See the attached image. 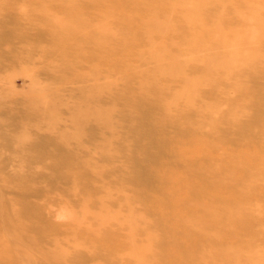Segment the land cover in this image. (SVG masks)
I'll return each mask as SVG.
<instances>
[{
	"label": "rangeland",
	"instance_id": "rangeland-1",
	"mask_svg": "<svg viewBox=\"0 0 264 264\" xmlns=\"http://www.w3.org/2000/svg\"><path fill=\"white\" fill-rule=\"evenodd\" d=\"M24 2L32 11L29 20L16 9ZM76 4L92 30L105 19L98 10L115 16L104 34L115 45L89 39L66 49L70 54L61 62L73 69L52 88L54 96L64 97L52 99L54 116L0 113L4 122L28 123L31 134L45 122L55 130L17 144L11 138L16 129L0 125V264H134L139 257L128 253L126 227L110 222L99 228L92 218L96 213H116L119 221L128 213L135 218L142 264H264V0H203L194 22L218 29L206 36L208 47L184 52L168 44L184 42L183 13L167 9L173 29L150 41L164 44L165 55L187 61L186 76L202 81L192 101L184 105V98L176 99L168 116L153 90L143 93L151 68L140 61L145 43L138 21L146 15L140 1ZM56 5L0 0V45L32 47L34 54L43 48L54 60L58 47L40 25L46 20L42 9L61 13ZM10 51L0 50V77L10 73L14 92L23 95L30 83L11 71L15 55ZM206 55L218 57L220 65L201 63ZM236 67L239 73L228 78L239 80L232 90L219 75ZM204 68L214 75L206 77L209 82ZM34 73L42 86H51L46 71ZM173 73L149 82L161 89L166 85L159 93L166 99L183 83ZM105 83L109 86L92 98L81 97L92 85ZM90 104L98 109H88V116L101 112L108 123H70L75 106L81 111ZM209 110L217 113L218 123ZM232 111L237 115L230 119ZM76 129L80 135L73 138ZM101 136L98 155L92 146Z\"/></svg>",
	"mask_w": 264,
	"mask_h": 264
},
{
	"label": "bare ground",
	"instance_id": "bare-ground-1",
	"mask_svg": "<svg viewBox=\"0 0 264 264\" xmlns=\"http://www.w3.org/2000/svg\"><path fill=\"white\" fill-rule=\"evenodd\" d=\"M33 3L42 2V3H52L54 5L60 4L61 13L55 14V12H49L46 9H42V16L43 18H46L45 22H43L40 27L45 31V35L50 39L52 44L55 47H58L56 52L54 53V60H49L50 56L44 53L43 51L46 49L39 48L38 54L32 53V47H5L0 45V50H8L12 51L15 55L14 59V67L12 68V72L15 71L17 76H20L22 78H26L30 85L28 86V89L25 91V94L21 95L20 93L14 92V88L12 87V79L9 81L10 73L7 72L4 73V76L0 77V113L5 115H14L12 113L18 112L20 110L25 112H30V115L32 117L38 116V117H44L45 115L47 117L54 116L55 110L51 107V101L54 97L52 94V88L57 82H62V80H59L63 77V75L66 72H69L73 69V65H70L68 62H61L63 57L68 56L70 53L66 52V49H71L74 44L79 45H85L89 40L96 42L97 44L107 43L108 44H114L115 39L110 40L106 37H104V34L106 31H108L107 26H109L107 23L108 19L114 20L115 16L109 12L108 9L106 10H98L99 14H105V19L103 18L102 21H100L99 27H97L96 30H92L89 28V25L87 24L86 17L83 13L81 15L78 13L80 11L79 7H82L81 4H76L79 0H31ZM84 0H82L83 2ZM96 3H100L105 0H93ZM140 4L142 5L141 8H143L144 12H146V15L144 16L145 19H139V24L142 29V35L145 44H142V47H144L141 51H139L140 54V61L142 62L144 67H150L151 71L149 74V77L145 78V81H148V85L144 89L143 93H146L148 96V92L150 90H153L154 93H156L157 98V105L163 112V115L168 116L169 110L171 107L175 105V100L178 98H184V105L190 103L192 101V98L194 97V92L198 87H200V84H202V81L197 79V77L189 78L184 73L185 66L187 64V61L181 62L174 58L173 55H165L164 53V44L158 45L155 43H152L150 41L151 37L153 35H163L164 33L170 31L173 29L172 26L168 23V8L173 10L175 8H179L180 11L183 13V16L181 17V21L184 24L183 28V44L179 46L178 44L173 43L172 41H168V44L170 46L175 47L178 51L184 52L183 50L186 49H192L195 47H208L210 44L209 40H207L206 36L214 32L218 28L216 25H211L209 28L203 23V22H194L196 14L199 13L203 0H187L184 4H177L178 0H139ZM216 2H224V0H214ZM9 2V1H7ZM13 3V1L11 2ZM77 5H80L79 7ZM57 6V5H56ZM98 9V7H96ZM16 9L18 10V15L23 17L25 20H29L32 15L30 13L32 11L28 10L26 3L24 2L22 6H16ZM56 9V8H55ZM21 13H20V12ZM162 11V12H161ZM101 16V15H99ZM29 24V23H28ZM208 28V29H207ZM40 29V28H39ZM42 30V32H43ZM77 32V33H74ZM48 33V34H47ZM44 34V33H43ZM50 37H49V36ZM79 36V37H75ZM111 38V37H110ZM14 37H11V40H13ZM108 39V40H105ZM167 43V42H166ZM115 45V44H114ZM175 45V46H174ZM62 47V48H61ZM68 49V50H69ZM35 50V49H34ZM10 51V52H11ZM204 60H210L211 64H215L213 66L217 67L216 65H220L218 57L215 56H209L206 55L205 57H202L200 59V62L202 63ZM36 68H40L43 71H46L51 79L49 80L50 83H48L51 86H42L39 81L38 74H35L34 71ZM133 67H128V70H132ZM173 73L174 76H179L182 78L181 85L178 89H175L174 92L171 91V95L169 98L166 99V97L160 96L159 94L162 89L165 90L166 85L164 87L158 88L157 85H149V82H153L154 78L162 77L164 74ZM203 75V79H210V77H213V73L211 69L205 70V68L201 71ZM231 73H239V68H227L225 69L220 75L219 78L227 79L229 82V88L234 89L239 82V80L236 82V80L229 81L228 78ZM207 77V78H206ZM58 79V80H57ZM207 79V82L209 80ZM7 80V84L5 85V81ZM57 80V82H56ZM81 81V80H80ZM56 82V83H55ZM84 83L83 81H81ZM204 83V82H203ZM40 84V86L38 85ZM106 86H109L108 83H105L103 86H99L97 84L92 85L89 87V91L81 93V97H88L92 98L94 94H97L98 91H101L102 88L104 89ZM30 87V88H29ZM141 85H139V88ZM157 89V90H155ZM9 90L8 93H5L3 91ZM97 91L96 93H94ZM59 97V96H58ZM56 97V98H58ZM64 99V97H59ZM61 99V100H62ZM68 107V106H66ZM84 108L79 110L80 108L74 107L73 111L76 110V114L78 115L70 118V123L76 124L80 127L81 123H84L86 125L87 123H90L97 127L98 125L103 126L104 123H108L109 117L105 116L101 112L96 113L99 116H93L95 118H91L88 116V109L91 107L94 109H98L97 105H88L83 106ZM106 112V111H105ZM233 112V111H232ZM210 114L209 118L212 121H215L218 123L217 113L213 112L212 110H209L207 112ZM237 113L234 111L233 113H230L228 115V118L233 119L236 117ZM170 115V114H169ZM111 119V118H110ZM217 120V121H216ZM3 124H2V123ZM51 122H45L44 127H40L39 125L36 126V131L34 134L40 133L44 136H48L51 132H53L54 127H48L46 124H50ZM0 125H6L10 130L14 131L15 133L11 135L12 140L17 144L25 143L27 141H31L35 138L33 136L34 134H31L28 129V123H17L16 125L12 124L11 122L7 123L4 122L3 119L0 118ZM111 125L108 124V128ZM6 130V129H4ZM55 131V130H54ZM72 133L74 137H79L80 132L76 129ZM61 139H63L62 136H60ZM10 138V137H9ZM100 138V137H99ZM102 141L101 139L98 140L97 143H95L92 148L94 149L95 153L98 155L102 154L100 150H98L97 145H100L99 143ZM16 146V145H15ZM73 148V147H72ZM77 149H74L76 151ZM71 151V150H69ZM73 152V151H72ZM95 163V162H94ZM93 219L98 222V227L101 228L104 225L113 222L114 224L118 225H124L127 229V238L126 241L128 243V253L131 255V257H135L137 255L139 259L141 253L143 251V244L137 245L135 243V235L133 234V224L135 223V218L130 215V213L126 214L123 218L118 220V217L116 213L114 215H101V214H94L92 215ZM4 237L0 236V243L3 241ZM145 240H149V238L145 235L143 237ZM59 254H62L63 256L67 255L68 252L65 250L58 249ZM226 250H224V253ZM3 249L0 251V255L3 254ZM137 261H134V264H142V261H140L138 258H136Z\"/></svg>",
	"mask_w": 264,
	"mask_h": 264
}]
</instances>
